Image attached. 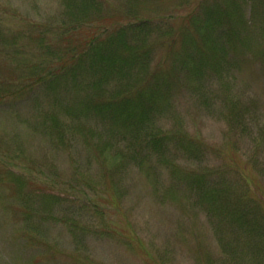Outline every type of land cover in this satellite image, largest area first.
<instances>
[{
	"label": "rangeland",
	"instance_id": "obj_1",
	"mask_svg": "<svg viewBox=\"0 0 264 264\" xmlns=\"http://www.w3.org/2000/svg\"><path fill=\"white\" fill-rule=\"evenodd\" d=\"M79 2L0 0V264H264V233L222 221L202 197L227 193L229 208L241 194L264 203V0H88L70 32ZM205 5L221 26L208 48L232 49L220 56L222 78L209 76V63L195 85L205 95L166 75L165 62L172 81L155 125L169 140L160 153L116 154L121 132L110 143L107 119L80 108L89 73L53 93L7 95L34 61L54 62L49 45L79 51L133 15L154 24L151 64L163 62L175 32L200 37L187 17H202Z\"/></svg>",
	"mask_w": 264,
	"mask_h": 264
},
{
	"label": "trees",
	"instance_id": "obj_2",
	"mask_svg": "<svg viewBox=\"0 0 264 264\" xmlns=\"http://www.w3.org/2000/svg\"><path fill=\"white\" fill-rule=\"evenodd\" d=\"M68 1L70 3L73 0ZM86 1L88 0H80L76 4L77 10L73 16L75 20L68 23V31L74 30L80 19L88 15ZM204 7L206 11L202 17L198 16L200 13L189 14L187 17L189 27L194 28L200 37L194 38L188 35V32L183 34L180 30L175 32L164 41L166 50L163 62L151 64L153 53L150 38L154 24L152 25L148 19L133 15L132 22L129 21L110 31L104 30L103 33H92L87 36L88 40L79 51L76 49L77 46L65 44L61 49L62 45L53 43L52 46L60 47V51L57 50L54 54L56 50L49 45V50L53 52L50 56H54L51 60L54 62L58 60V65H47L49 62L54 63L49 60L34 61L23 80L10 83H16L19 87L12 88V91L9 88L7 95L10 92L9 96L18 93L20 97L24 95L32 97L37 91L41 93L44 89L47 91L53 89L51 92L53 93L57 85L79 86V76L89 73L90 77L81 85L82 88L90 90L91 95L85 96L80 108L94 110L99 117L107 119L110 130H106L110 134L108 137L110 143L114 144L113 140L117 139L118 132H121L118 142L121 141L123 145L121 144V149H116V154L122 158L131 157L137 155L139 149L147 154L160 153L169 140V134L158 132L156 129L158 126L155 125L159 117L156 112H160V104L170 91L172 77L166 75L170 74L174 78L184 75L191 85L190 88L201 95H205L204 88L194 87L200 83L199 79L209 63V76L222 78L219 59L223 52L219 48L211 50L207 46L210 29L221 27L218 26L220 24L217 20L218 12L215 8H207V5ZM45 28L46 26H43L42 30ZM153 30L158 31L156 28ZM47 33L54 31L50 30ZM37 37L42 39L40 34ZM179 37L180 48L174 49ZM59 38L61 39V34ZM231 49V43H228L226 52ZM168 60L172 61V68L164 70L166 75H163L161 68ZM111 85L114 87L109 90ZM51 126L56 127V121L51 122ZM175 138L177 142L182 143V139L177 136ZM227 196H229L227 193L219 195L214 190L202 194L209 205L221 212L222 221L230 223L228 218L230 217L233 223H239L241 227L247 229L242 230L245 234L248 232L254 238L263 236L261 219L264 221V208L260 205L264 203L260 201L256 203L254 196L247 197L246 194H241V198L236 199L237 203L229 208L228 203L231 202ZM242 202L245 206L238 207ZM254 202L255 206L252 205ZM249 203L251 205H248ZM257 211L262 214L261 218H258ZM234 234L238 235L236 232Z\"/></svg>",
	"mask_w": 264,
	"mask_h": 264
}]
</instances>
